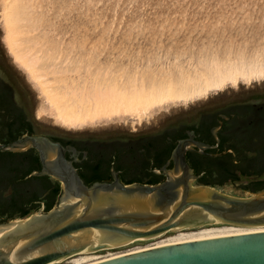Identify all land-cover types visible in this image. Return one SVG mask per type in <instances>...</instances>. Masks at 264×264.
Here are the masks:
<instances>
[{"label": "rangeland", "instance_id": "1", "mask_svg": "<svg viewBox=\"0 0 264 264\" xmlns=\"http://www.w3.org/2000/svg\"><path fill=\"white\" fill-rule=\"evenodd\" d=\"M3 2L0 0V77L27 102L35 133L106 140L114 133L123 137L154 133L161 127L193 122L204 111L238 95L264 96L261 78L177 102L141 121L67 126L54 120L49 110L39 117L44 103L39 87L8 52ZM12 8L22 50L58 88L92 89L111 83L128 88L177 85L198 80L216 67L264 63V0H16ZM240 184L226 183L220 190L247 195L238 189ZM39 186L31 181L27 188L35 191ZM11 192L7 188L1 197L7 198ZM40 194L45 195L41 190ZM227 228L230 225L213 224L171 231L125 247L77 254L55 264H78L108 250L125 251L151 241Z\"/></svg>", "mask_w": 264, "mask_h": 264}, {"label": "water", "instance_id": "2", "mask_svg": "<svg viewBox=\"0 0 264 264\" xmlns=\"http://www.w3.org/2000/svg\"><path fill=\"white\" fill-rule=\"evenodd\" d=\"M190 140L173 151L175 165L155 184L86 185L65 152L74 148L42 134L0 142V151H37L40 169L61 192L50 209L0 222V264H55L77 254L125 247L167 232L213 224L260 230L153 245L89 264H264V188L237 196L196 185L185 160Z\"/></svg>", "mask_w": 264, "mask_h": 264}, {"label": "flooded vegetation", "instance_id": "3", "mask_svg": "<svg viewBox=\"0 0 264 264\" xmlns=\"http://www.w3.org/2000/svg\"><path fill=\"white\" fill-rule=\"evenodd\" d=\"M18 115L24 120L20 125L22 134H42L51 139L58 137L52 140L64 147L74 148V153L67 150L65 157L73 162L88 186L95 182H111L114 174L122 184L161 182L166 179V172L174 168V149L180 140L187 139L197 143L190 144L185 150V160L196 176V185H208L220 190L221 185L226 183L237 185L245 182L238 189L251 193L261 190L260 186L264 184V96L238 95L221 106L204 111L193 122L161 127L154 133L137 132L128 137L114 133L107 140L78 139L35 133L33 120L27 113V102L17 96L14 88L0 77L1 143L14 140L3 141L2 137L11 132L5 122L13 121ZM27 123L32 126L29 127ZM19 156L26 164H31L33 157L38 158L33 148L19 152L0 151V161L13 162L20 160ZM33 170L24 176L25 180L40 177L28 176ZM7 188L14 191L12 186ZM0 189L3 192L1 186ZM25 191L29 193L32 189L26 187ZM44 193V197L40 195V200L35 201L39 204L36 210L41 207L46 210L44 198L47 192Z\"/></svg>", "mask_w": 264, "mask_h": 264}, {"label": "bare ground", "instance_id": "4", "mask_svg": "<svg viewBox=\"0 0 264 264\" xmlns=\"http://www.w3.org/2000/svg\"><path fill=\"white\" fill-rule=\"evenodd\" d=\"M3 1L2 16L6 29L4 38L8 52L13 60L26 71L35 85L39 87L43 102L45 103L38 110L39 117H45V111L49 110L54 120L67 126H84L102 123L103 121L117 122L118 120H124L127 122L129 119L141 121L142 119L149 118L151 115L154 116L153 113L156 110H160L161 112L164 108L173 106L177 102L184 103L197 97H206L210 92L222 90L228 85L238 86L240 81L248 83L253 79H264V63H241L229 64L226 67H216L202 78L198 80L194 79L191 83L188 81L190 84H187L188 82L177 85L168 83L151 88L142 87L143 85L141 87H134V85L128 88L126 86H119L116 83L97 84L95 86L94 83L92 89L83 88L84 85L82 86L83 89H75L68 86L64 89L58 88L53 86V81H48L45 78V73L41 72L39 67L35 65V62L21 48L22 45L18 39V21L12 8L16 0ZM260 229L262 227L230 225V228L224 230L180 235L169 240L159 241L157 245ZM96 258H86L78 262V264H89L98 260Z\"/></svg>", "mask_w": 264, "mask_h": 264}, {"label": "trees", "instance_id": "5", "mask_svg": "<svg viewBox=\"0 0 264 264\" xmlns=\"http://www.w3.org/2000/svg\"><path fill=\"white\" fill-rule=\"evenodd\" d=\"M23 118L18 115L16 119L7 123L5 125L11 128V132L5 134L2 137L3 141L8 139L18 138L22 134L21 123H23ZM30 124V123H27ZM32 124L29 125V127ZM52 139H59L58 137H52ZM20 157V156H19ZM32 158V157H31ZM16 161H0V186L3 191L8 187L12 186L14 191L7 198H3L2 192L0 193V222L3 220H9L13 218L26 217L36 211L39 207L38 203L35 201L40 200V190L47 192L44 202L46 205V210L50 209L57 200L60 193V187L57 182L53 181L47 176L32 177L25 180L24 176L33 169H39V162L37 157L31 159V164L24 163L22 158ZM29 181H36L39 183V187L35 191L27 193L25 188L28 187ZM264 188V184L260 186V189ZM29 205V207H26Z\"/></svg>", "mask_w": 264, "mask_h": 264}, {"label": "built area", "instance_id": "6", "mask_svg": "<svg viewBox=\"0 0 264 264\" xmlns=\"http://www.w3.org/2000/svg\"><path fill=\"white\" fill-rule=\"evenodd\" d=\"M153 245H157V242L156 241H151L148 245H146L144 247L153 246ZM144 247H139V248H144ZM136 249L137 248H135L134 250H136ZM129 251H133V249H127L125 251H112V250H108L107 252L98 254L95 257H97L96 259L99 260V259H104V258L112 257L113 255H117V254L129 252Z\"/></svg>", "mask_w": 264, "mask_h": 264}]
</instances>
